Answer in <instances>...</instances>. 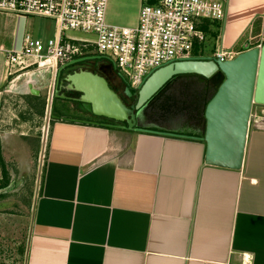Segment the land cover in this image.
I'll list each match as a JSON object with an SVG mask.
<instances>
[{
    "label": "crops",
    "instance_id": "obj_1",
    "mask_svg": "<svg viewBox=\"0 0 264 264\" xmlns=\"http://www.w3.org/2000/svg\"><path fill=\"white\" fill-rule=\"evenodd\" d=\"M213 1L225 3L227 18L222 34L213 23L215 43L202 57L215 58L220 44L235 58L264 45V0ZM142 3L108 0V23L136 28ZM30 31L29 17L0 14V105L7 109L0 113V191L15 185L0 195V226L28 218L24 264H264V107L250 122L241 170L205 164V143L191 138L201 136L194 122L166 132L183 138L117 129L72 109L86 118L51 119L46 111L41 129L22 132L17 124L29 121L9 116V94L24 92L38 108L44 94L56 92L63 66L4 89L6 56L22 49ZM31 137L39 144L22 159ZM35 173L39 192L29 181ZM10 204L20 210L9 212Z\"/></svg>",
    "mask_w": 264,
    "mask_h": 264
},
{
    "label": "built area",
    "instance_id": "obj_2",
    "mask_svg": "<svg viewBox=\"0 0 264 264\" xmlns=\"http://www.w3.org/2000/svg\"><path fill=\"white\" fill-rule=\"evenodd\" d=\"M107 5L108 0H0L2 15L50 19L57 26L46 43L27 34L22 49L7 54V82L15 84L32 72L52 74L96 52L137 93L155 71L201 58L210 37L204 27L209 23L211 29L212 23L223 24L227 18L225 5L213 0H143L137 27L125 28L108 23ZM215 59L230 61L235 54L220 44ZM54 93L48 96L49 105ZM258 107L251 120L260 116Z\"/></svg>",
    "mask_w": 264,
    "mask_h": 264
},
{
    "label": "water",
    "instance_id": "obj_3",
    "mask_svg": "<svg viewBox=\"0 0 264 264\" xmlns=\"http://www.w3.org/2000/svg\"><path fill=\"white\" fill-rule=\"evenodd\" d=\"M97 58H81L63 65L55 83L56 94L64 90L72 96V103H80L89 115L107 119L113 123L110 126L117 129L189 138L173 132H157L150 127H137V120L146 117L151 109L153 113L149 116L153 122L149 124H155L163 110L176 106L186 110L193 104L196 106L191 86L195 79L205 81L214 87V93L203 99L200 112L187 114V120L194 122L201 131L200 137L191 138L205 143L207 166L242 169L253 108L264 107V45L230 61L201 57L165 66L146 80L135 95L136 104L131 107L110 86L104 72L83 69V64ZM176 90L180 92L179 97L172 96ZM29 91L31 95H40L32 84ZM127 95L130 96V89H127ZM14 188L11 184L1 190L0 195L10 193Z\"/></svg>",
    "mask_w": 264,
    "mask_h": 264
},
{
    "label": "rangeland",
    "instance_id": "obj_4",
    "mask_svg": "<svg viewBox=\"0 0 264 264\" xmlns=\"http://www.w3.org/2000/svg\"><path fill=\"white\" fill-rule=\"evenodd\" d=\"M225 4V3H224ZM29 23L31 27V35L33 38H40L42 39L45 43L53 37V33L55 30V22L50 20V19H45V18H38V17H29ZM223 33V24L220 27V34ZM74 36L82 37V38H90V36L81 34V33H71ZM209 36V35H208ZM215 43L213 42V39H210L207 41V43L204 46L205 49V55H207L209 52V48L212 46V44ZM97 53L93 52L92 56H96ZM105 60V59H104ZM106 61V60H105ZM4 60L0 59V71H2V68L4 67L3 65ZM28 77H22L19 80L15 82L16 86H22L26 85L28 83ZM11 86L10 80L5 83L4 89H9ZM63 93V90H61ZM11 95L12 98V107L9 113V116L14 120V118H19L22 121V117L27 118L26 121H29L26 126H22L23 123L17 124V126L20 127V131L22 132H28L29 130H34V129H41L43 126V120L40 117L39 114L42 113H47L49 112V115L52 118L58 117L60 114H63L65 117L68 118H78V119H84L86 118L85 116L74 113V112H66L67 107H69V102L65 99V97L61 96L59 97V94L54 93V97L51 98L52 104L49 105L48 103V96L47 94H44V96L41 98L42 103L38 108L31 109V105L28 103V96L24 92H17L14 91L13 93L9 94ZM58 95V97L56 96ZM176 97H179L175 95ZM78 97V96H77ZM6 98V97H5ZM4 99V97H2ZM180 99H184L182 96H180ZM7 109H5L3 106L0 105V113L6 114ZM256 112L258 114H261V107H258L256 109ZM0 121H2V117L0 116ZM18 122V121H17ZM151 130L157 131V132H168L169 128L166 127L165 124L162 123L161 120H159L155 124H149ZM26 145L24 147V155H22L20 158L22 159H27L30 158L31 156L30 153L32 152V144H39V138L38 137H31L30 140L25 142ZM43 143H40V149L42 150ZM36 163V161H35ZM33 169L35 167H32ZM39 168V167H38ZM39 172V169H37V173ZM37 173L32 175L31 179L29 180L33 186H34V181L37 186V192L40 191L41 188V181H42V176L39 174V181H37ZM34 190V189H32ZM20 196L16 195L10 199L14 198H19ZM18 207L16 204H10L9 205V212L11 211H18L16 208ZM19 208V207H18ZM20 210V208H19ZM14 211V212H16ZM12 214L10 213V218H13L11 216ZM26 216V214H24ZM28 219V218H27ZM25 219L23 220H14L10 219V222H8L5 225L0 226V264H24L25 262V252H26V244H27V236L29 232V220ZM23 221V222H22Z\"/></svg>",
    "mask_w": 264,
    "mask_h": 264
},
{
    "label": "flooded vegetation",
    "instance_id": "obj_5",
    "mask_svg": "<svg viewBox=\"0 0 264 264\" xmlns=\"http://www.w3.org/2000/svg\"><path fill=\"white\" fill-rule=\"evenodd\" d=\"M95 57H98L97 60L91 61L89 63L83 64L82 67L83 69H87L88 71H102L105 73V77L108 79V82L110 86L116 91V93L120 96V98L123 100V102L128 106L131 107L133 106L136 100V92H133L130 90V96L127 95V89H130L128 84L123 81L115 69L110 63L105 61L101 56L96 55ZM113 82L117 83V86H113ZM194 90V95L195 101H196V106L193 104L192 107H187L186 110L181 108L180 106L173 107V109H167L161 111V118L160 120L162 121L163 124L166 126H169V130L171 131H177L180 132L184 129L185 125L184 123L189 122L187 120V114L189 112L192 113H197L200 112L202 109V104H203V99H208L209 97L212 96L214 93V87L212 85H207L205 81L196 79L195 82L191 86ZM205 90L207 93L205 94ZM66 93V92H65ZM67 96V101L69 102V107H67V111H73L72 109H78V110H84L82 108V105L80 103H72L71 101V95L66 93ZM195 107L197 108L195 110ZM149 110V109H148ZM197 111V112H196ZM150 111H148V114L146 117H139L138 118V125L137 127H142V128H147L149 127L148 124L153 122L151 120V117L149 115ZM159 112V111H157ZM153 113V112H152ZM199 123V120L196 121ZM168 124V125H167ZM178 124H182V126H178Z\"/></svg>",
    "mask_w": 264,
    "mask_h": 264
},
{
    "label": "trees",
    "instance_id": "obj_6",
    "mask_svg": "<svg viewBox=\"0 0 264 264\" xmlns=\"http://www.w3.org/2000/svg\"><path fill=\"white\" fill-rule=\"evenodd\" d=\"M210 25H211V24H209V23L206 24V26L204 27V30H205V32H206L209 36L211 35L212 37H213V36L215 37L216 34H217V31H215V30L213 31L212 28L210 29ZM212 25H213V23H212ZM218 25H219V24H217V22H216V24H215V29H216V30L219 29V26H218ZM0 153H1V150H0ZM0 159H1V154H0Z\"/></svg>",
    "mask_w": 264,
    "mask_h": 264
}]
</instances>
